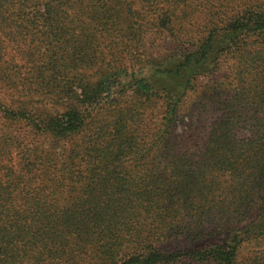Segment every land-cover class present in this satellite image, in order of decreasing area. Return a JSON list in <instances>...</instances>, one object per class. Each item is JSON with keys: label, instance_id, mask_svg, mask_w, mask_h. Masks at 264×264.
Segmentation results:
<instances>
[{"label": "trees", "instance_id": "trees-1", "mask_svg": "<svg viewBox=\"0 0 264 264\" xmlns=\"http://www.w3.org/2000/svg\"><path fill=\"white\" fill-rule=\"evenodd\" d=\"M0 80V264H264V0H0Z\"/></svg>", "mask_w": 264, "mask_h": 264}, {"label": "rangeland", "instance_id": "rangeland-1", "mask_svg": "<svg viewBox=\"0 0 264 264\" xmlns=\"http://www.w3.org/2000/svg\"><path fill=\"white\" fill-rule=\"evenodd\" d=\"M234 65H233V59L228 58V59H222L220 65H211V71L208 73L206 76V81H212V82H217V87H223L224 84V79L227 77L232 76V71H233ZM211 82V83H212ZM216 85L214 83L209 85V91L214 92V88ZM230 86L228 85L225 86L224 89H228L227 91H230ZM232 94L234 95L235 92L232 91ZM0 103L10 107V109L13 110H20L23 108L29 109L33 113H57L58 111H62L63 108L65 107L64 102H60L58 99L55 97L51 96H34V97H22L18 95L14 89L10 88L6 83H4L2 80H0ZM5 120L2 118V113H0V126L2 123H4ZM26 122L24 120H21V123H17V126L21 128V135H23V139L29 140L30 138L28 137V134L25 133L27 130L24 128V124ZM251 249H253L251 246H248L245 249V252H249Z\"/></svg>", "mask_w": 264, "mask_h": 264}]
</instances>
